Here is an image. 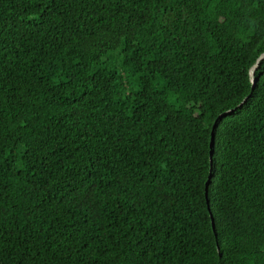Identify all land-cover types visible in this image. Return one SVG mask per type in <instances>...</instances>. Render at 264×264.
Segmentation results:
<instances>
[{
    "label": "trees",
    "instance_id": "trees-1",
    "mask_svg": "<svg viewBox=\"0 0 264 264\" xmlns=\"http://www.w3.org/2000/svg\"><path fill=\"white\" fill-rule=\"evenodd\" d=\"M263 53L264 0H0V264H264Z\"/></svg>",
    "mask_w": 264,
    "mask_h": 264
},
{
    "label": "water",
    "instance_id": "water-1",
    "mask_svg": "<svg viewBox=\"0 0 264 264\" xmlns=\"http://www.w3.org/2000/svg\"><path fill=\"white\" fill-rule=\"evenodd\" d=\"M263 61H264V53L261 54V56L257 59L256 63L254 64V66H252V68L250 69L249 76H250V81L252 83V89H254V87L256 85L255 71L259 68L261 62H263ZM230 112H232V111H228V112L221 114L219 116V119L222 118L223 116L227 115ZM210 180H211V176L209 177V180L207 182V189H208Z\"/></svg>",
    "mask_w": 264,
    "mask_h": 264
}]
</instances>
